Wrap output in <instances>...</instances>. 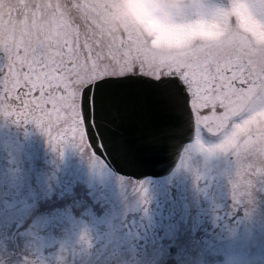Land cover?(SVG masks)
Listing matches in <instances>:
<instances>
[{"label":"snow or ice","instance_id":"1","mask_svg":"<svg viewBox=\"0 0 264 264\" xmlns=\"http://www.w3.org/2000/svg\"><path fill=\"white\" fill-rule=\"evenodd\" d=\"M105 8L106 0H0V113L34 123L61 155L77 147L96 167L105 164L97 148L192 136L180 164L194 146L230 154L233 201H251L264 178V0H199L166 40L107 29Z\"/></svg>","mask_w":264,"mask_h":264},{"label":"flooded vegetation","instance_id":"2","mask_svg":"<svg viewBox=\"0 0 264 264\" xmlns=\"http://www.w3.org/2000/svg\"><path fill=\"white\" fill-rule=\"evenodd\" d=\"M84 156L75 147L72 154ZM73 154V155H74ZM84 158V157H80ZM51 155L36 151L33 166L35 186L60 187L65 193L21 195V264H215L218 248L216 202L200 200L195 188L200 179L178 178L156 185L145 179L148 193L104 194L105 180L91 178L89 163L68 161L61 175L47 166ZM79 159V161H80ZM85 160V159H84ZM180 160L176 168L180 166ZM193 165V163H192ZM134 182H137L136 180ZM264 185L257 178L255 186ZM162 186L165 194H158ZM211 189V188H210ZM257 200L242 203L230 221L262 212L264 187ZM233 201V198L230 199ZM128 214L129 228H121V216ZM229 216L227 218L229 219ZM134 224V225H133ZM123 233H122V231ZM123 234V235H122ZM225 234V233H223ZM125 237L123 238V236ZM124 241V243H122ZM222 258V257H221Z\"/></svg>","mask_w":264,"mask_h":264},{"label":"rangeland","instance_id":"3","mask_svg":"<svg viewBox=\"0 0 264 264\" xmlns=\"http://www.w3.org/2000/svg\"><path fill=\"white\" fill-rule=\"evenodd\" d=\"M1 114L0 136H7L8 140L6 138L4 145L0 140V259L4 260L5 264H21V195H37L35 189L38 188L33 183L34 180L21 175V165L25 159L23 151H34V154L31 155V159L34 160L37 150L44 149L46 152L49 150L51 159L47 160V166L51 167L53 172H59L62 175L68 161L75 158L74 162L79 164V162L86 161L84 160L86 156H78L74 153L73 155L72 151L75 147L70 144L65 145L61 155L48 142L46 135L32 122H24L25 135L20 138L10 130L11 122L9 127L8 124L6 125V119L11 120V117L4 114L1 116ZM21 139L24 143H21ZM21 148H23L22 152ZM80 157L84 158L80 159ZM230 159V154L225 153L207 158L202 153H196L192 157L193 165L192 163L188 166L180 165L170 176L162 178L156 185L160 186L168 180L181 177L202 180L203 183L195 188L194 194L202 195L199 201L203 200V197L204 199L212 197L216 202L215 224L219 228L217 238L220 240L214 244V247L218 248V261L215 264H264V227L257 226L243 217H239L237 221H230L232 214L241 205L234 201L226 202L231 192L229 176L225 171L229 166ZM92 175L95 179L105 180L104 194H121L123 196L141 194L137 190V182H130L103 167H99V170H95ZM261 180L264 182V178ZM143 186L146 187V182ZM146 189V193H148V188L146 187ZM155 189H158V192L153 193H166L162 186L155 187ZM39 191L43 192V188H40ZM228 215H230L229 219ZM129 222L128 214L122 215L119 226L129 228ZM259 224H264V222ZM16 248L18 250L13 258V251L15 252ZM213 263L212 261L207 262V264Z\"/></svg>","mask_w":264,"mask_h":264},{"label":"clouds","instance_id":"4","mask_svg":"<svg viewBox=\"0 0 264 264\" xmlns=\"http://www.w3.org/2000/svg\"><path fill=\"white\" fill-rule=\"evenodd\" d=\"M199 0H106L104 25L107 29L145 39L158 35L166 40L181 31L192 19ZM206 26V25H205ZM205 144L214 143L207 139ZM196 153L206 158L221 154L194 146L189 164ZM0 264H5L0 259Z\"/></svg>","mask_w":264,"mask_h":264},{"label":"water","instance_id":"5","mask_svg":"<svg viewBox=\"0 0 264 264\" xmlns=\"http://www.w3.org/2000/svg\"><path fill=\"white\" fill-rule=\"evenodd\" d=\"M192 138L186 136L177 143H134L124 150H96L114 171L123 175L135 178L162 176L171 172L181 155L182 146Z\"/></svg>","mask_w":264,"mask_h":264},{"label":"trees","instance_id":"6","mask_svg":"<svg viewBox=\"0 0 264 264\" xmlns=\"http://www.w3.org/2000/svg\"><path fill=\"white\" fill-rule=\"evenodd\" d=\"M13 122L16 125L15 127H13V131L21 138V121L20 122L12 121L11 123L13 124Z\"/></svg>","mask_w":264,"mask_h":264}]
</instances>
